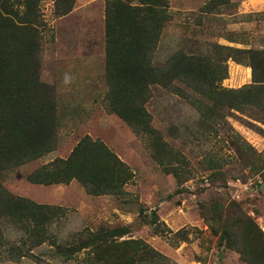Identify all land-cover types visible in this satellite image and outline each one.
Instances as JSON below:
<instances>
[{
  "label": "rangeland",
  "instance_id": "obj_1",
  "mask_svg": "<svg viewBox=\"0 0 264 264\" xmlns=\"http://www.w3.org/2000/svg\"><path fill=\"white\" fill-rule=\"evenodd\" d=\"M64 1L0 0V115L35 116L28 120L35 129L39 118L54 117L51 140L42 136L52 152L0 172V185L9 196L53 208L33 206L20 224L47 229L55 243L10 259V249L30 248L15 229L23 212L17 205L18 217L0 222V264H146L150 251L163 264H264V0L167 1L171 19L152 64L161 66L183 50L226 66L222 80L205 76L225 92L204 100L218 114L208 126L187 85L173 81L185 96L151 85L144 105L150 130L138 135L109 110L104 15L116 0H73L71 11L58 16ZM119 14L124 16L113 5L112 18ZM28 21L34 29L23 27ZM30 40L36 48L26 57ZM85 137L103 144L123 166L93 173L84 166L94 162H70L42 169L65 159ZM11 144L7 162L14 165L20 151L46 147L27 146L19 131ZM153 155L175 167L178 177L164 173ZM75 171L86 180L95 176L86 189L103 194H87L76 180L49 186L27 180H64ZM118 229L125 234L116 236ZM106 238L110 245L97 248Z\"/></svg>",
  "mask_w": 264,
  "mask_h": 264
},
{
  "label": "trees",
  "instance_id": "obj_2",
  "mask_svg": "<svg viewBox=\"0 0 264 264\" xmlns=\"http://www.w3.org/2000/svg\"><path fill=\"white\" fill-rule=\"evenodd\" d=\"M168 0H116L113 1V5L119 8L124 16L119 14L117 17L111 16L112 4L106 5L105 8V56H106V74L108 81L111 84V103L110 112L115 114L121 119L127 126H129L137 135L139 130L149 131L150 127L147 121L149 118L148 113L145 110V103L149 99L150 86L159 85L161 88L171 90L173 93L181 96H185L183 90L178 86L173 85V81H178L184 85H187L192 90L194 95L197 96L191 104L199 111L203 121L208 126L216 123L218 114L212 112V108L204 102L209 100L211 95H216L219 91L213 86L211 82L216 80H222L227 77L226 66H219L211 64L205 58H200L183 50H179L174 54L167 56L165 62L161 66H154L152 64L153 53L157 49L160 42L161 35L165 25L170 21L171 16L167 13ZM73 0H65L63 7L57 12L58 16H64L71 11ZM34 21L24 22L23 27L26 29H34ZM25 47L26 57H29V53L33 51L36 46L35 43L30 40ZM239 53V52H238ZM28 55V56H27ZM223 70L221 74L218 69ZM206 74H211L214 79H206ZM126 82V85L122 83ZM123 92L126 96H120ZM228 91H226L227 93ZM228 93L233 97L239 96V91L231 90ZM186 99L191 98V95L186 96ZM228 109L238 111V105L236 104H224ZM13 108V107H12ZM11 115H0V172L7 169L18 166L24 162H30L35 159L43 157L45 154L52 152V146L48 145L43 139V135H47V138L51 140L54 133V117L47 115L46 117L39 118L37 126L29 127V119L36 117H20L23 122L19 120L17 112H8ZM146 117V118H145ZM146 119V121H145ZM27 121V122H26ZM26 125V126H25ZM45 125L46 130H42ZM27 127V128H26ZM22 134L23 143L27 146L37 147L46 146L44 150H28L27 152H19L18 160H15V165L12 162H7L8 152L11 151V142L16 141L17 132ZM45 134H44V133ZM13 134V138H12ZM8 141V143L5 142ZM43 141V142H42ZM52 142V141H51ZM53 143V142H52ZM151 148V146H150ZM10 150V151H9ZM155 154V153H154ZM155 157L158 165L161 167L164 173L172 174L175 178L178 177L177 169L175 167L160 163L158 156ZM14 162V161H13ZM21 162V163H20ZM70 162H94V164L87 163L84 167L85 170L94 171L101 168L111 167L112 164H118L123 166V163L112 154L103 144L92 141L89 137L81 139L74 147L69 156L65 159H56L50 164L45 165L42 169L44 171L51 172V167L56 170L59 165L69 164ZM102 162V163H101ZM95 169V170H94ZM88 174L90 172L86 171ZM90 175V174H89ZM28 182L37 185H68L72 180H76L79 184H82L87 194L101 195L102 193L94 192L92 189L88 190V184L95 182L96 177L90 175V179L86 180L77 174V171L65 175V179H51L49 181H35L32 176L28 177ZM95 180V181H94ZM21 206L20 218L15 213L16 207ZM38 207L41 209H53L43 205H35L32 201L21 198L9 196L6 191L0 185V222L7 221L9 217H18L19 224L23 219L29 220L30 214L33 211L32 207ZM33 207V208H34ZM57 213L55 212V215ZM54 215V216H55ZM7 217V218H6ZM21 218H23L21 220ZM50 220H47V223ZM26 223V222H25ZM155 231L159 233L160 225L155 219L154 222ZM18 225L15 229H18L23 235H26L30 248L22 252L21 249L13 248L8 252L9 258L12 260L21 259L24 253L26 255H32V249L38 248L45 243H49L50 246H54L53 239L46 234L47 229L38 228L36 226ZM124 229H118L114 231L116 236H123ZM111 240H101L100 246L105 244L110 245ZM109 245H106L109 248ZM57 252L59 255L67 259L68 253L63 250L62 247L57 246ZM146 254L149 253L145 251ZM152 253V256L148 258L146 264H160L164 259L162 256ZM2 259V258H1ZM0 259V261H1ZM105 263L108 261L105 259ZM102 262V263H104ZM163 264V263H161Z\"/></svg>",
  "mask_w": 264,
  "mask_h": 264
},
{
  "label": "crops",
  "instance_id": "obj_3",
  "mask_svg": "<svg viewBox=\"0 0 264 264\" xmlns=\"http://www.w3.org/2000/svg\"><path fill=\"white\" fill-rule=\"evenodd\" d=\"M68 155H69V154H68ZM67 157H68V156H67ZM67 157H66V158H67ZM66 158H65V159H66ZM65 159H62V160H65ZM52 162H53V161H52ZM73 181H75V180H73ZM33 185H37V184H33ZM42 186H43V185H42Z\"/></svg>",
  "mask_w": 264,
  "mask_h": 264
}]
</instances>
